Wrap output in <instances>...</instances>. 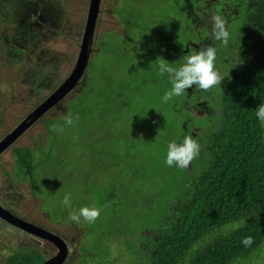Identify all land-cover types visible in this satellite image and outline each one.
I'll use <instances>...</instances> for the list:
<instances>
[{
  "label": "rangeland",
  "instance_id": "obj_1",
  "mask_svg": "<svg viewBox=\"0 0 264 264\" xmlns=\"http://www.w3.org/2000/svg\"><path fill=\"white\" fill-rule=\"evenodd\" d=\"M120 1L100 2L94 29V68L97 73L107 72L109 80L123 78L125 87L141 94L144 79L158 73L148 71L151 59L162 57L174 66L178 63L175 59L183 62L184 56L191 54L192 51L179 50L171 59L177 40L185 41L184 28L192 15L185 21L181 33L172 29L167 16L173 13L172 18H176L192 4L189 0H148L141 7L135 5L132 14L127 0ZM120 3L131 14V29L125 33L131 44L129 53L119 51L125 41L115 14ZM88 5L89 0H0V27L6 28L0 29V140L73 69ZM196 6H202L203 15L196 10L195 14L204 21L218 14L208 4ZM165 40L169 43L167 51L163 45ZM219 46L217 41L214 47ZM101 48L114 52L105 56ZM227 52L232 55L229 62L237 60V51ZM86 78L83 77L58 107L38 119L0 154V204L23 220L59 235L69 249L63 264H78L80 242L84 240H94V254L103 252L106 246L97 247L101 235L122 236L124 242L126 237L131 239L128 250L124 249L122 240L114 239L109 259V264H129L128 253L137 255L135 247L141 243L143 233L157 223L166 201L175 196L181 171L166 165L167 144L182 136L184 119L191 117L190 124L204 125L207 115L194 116L191 108H186L193 99L183 104L184 100L174 96L165 102L162 97L171 84L168 76L158 75L157 83L149 92L152 98L147 109L135 107L125 98L127 93L111 106L103 105V101L98 104L97 88L94 96L80 100L88 107L96 106L94 124L85 127L79 121L71 126L64 124L58 138L53 135L49 138L44 121L66 117L68 101L83 88ZM155 85L161 89L155 90ZM217 90L218 86L211 92L216 94ZM213 107V115L218 114L216 101ZM104 112L106 115H102ZM25 146L31 147L35 154L41 146L52 148V152L43 165L32 170L26 181H18L15 177L21 178L23 173L16 174L14 170L13 148ZM66 193L71 194V209L61 204ZM92 204L101 210L94 223L81 218L77 224L69 219V211ZM88 230H92L94 237L88 236ZM226 230L227 226L219 232ZM25 245L39 250L45 260L56 254L52 243L0 219V264H5V256L11 250ZM144 262L139 258L133 261L134 264ZM261 263L255 260L251 264Z\"/></svg>",
  "mask_w": 264,
  "mask_h": 264
},
{
  "label": "trees",
  "instance_id": "obj_2",
  "mask_svg": "<svg viewBox=\"0 0 264 264\" xmlns=\"http://www.w3.org/2000/svg\"><path fill=\"white\" fill-rule=\"evenodd\" d=\"M145 2L148 0H127L126 3L133 14L135 5L141 7ZM232 2L236 8L229 20L232 24L227 26L229 44L239 51L242 62L238 60L235 65L223 70L225 77L217 97L218 114H208L207 122L198 125L203 129L196 136L191 135L192 127L188 125L186 134L200 143V154L190 167H176L181 171V177L175 196L166 201L157 223L143 233L141 243L135 247L137 255L128 253L129 264H134L133 261L136 262L138 258L140 262L145 260L140 264H251L255 260L264 264V125L256 117L257 106L264 103V0ZM187 10L176 18H172L173 13L167 16L177 33H181L191 15L189 8ZM115 14L122 25L125 39L119 51L129 53L131 44L125 33L131 29V14L121 3ZM111 34L122 37L114 31ZM177 42L171 59L179 50L183 53L184 43ZM163 45L167 51L169 43L165 40ZM145 51L150 52V49L146 48ZM100 52L106 56L114 51L101 48ZM92 57L84 86L68 101L66 116H73L74 122L79 121L83 127L94 124L96 106L88 107L80 100L94 96L97 88L100 94L98 104L103 101V105L111 106L119 96L127 93L125 98L135 107L147 109L152 98L150 89L160 75L159 60L151 59L152 65L148 66V71L158 73L145 78L142 92L137 94L130 87H125L123 78L109 80L107 72L97 73L94 55ZM154 88L161 89L157 85ZM185 94L178 97L183 101ZM210 95H214L213 92ZM82 112L81 119H75ZM102 115H106V112ZM135 122L134 115V126ZM44 124L50 132L49 138L52 135L58 138L59 131H55L53 126H64V116L48 118ZM51 152L52 148L49 150L43 146L38 147L36 154L29 146L13 148L14 170L16 174L23 173L21 178L15 179L26 181L33 169L47 161ZM32 189L35 191V188ZM226 226V231L219 232ZM87 234L92 236L94 233L88 230ZM248 236L252 237L253 243L245 247L242 239ZM114 239L122 240L124 249L127 247L128 250L130 238L129 241L126 237L124 242L122 236L101 235L97 247L106 246L104 251L94 254V240H84L80 242L81 258L78 264H109ZM44 260L39 250L28 245L13 249L5 256V264H39Z\"/></svg>",
  "mask_w": 264,
  "mask_h": 264
},
{
  "label": "clouds",
  "instance_id": "obj_3",
  "mask_svg": "<svg viewBox=\"0 0 264 264\" xmlns=\"http://www.w3.org/2000/svg\"><path fill=\"white\" fill-rule=\"evenodd\" d=\"M210 20L213 39L221 42L223 47L227 48L230 33L227 29L226 19L219 14H214L210 17ZM216 55L217 49L212 46H207L198 51L192 50L191 54L184 56L183 63L179 67L173 66L167 60L160 57L158 63L159 74L161 76L167 74L171 84L170 90L164 93L162 99L167 102L174 96H182L185 94L187 89L193 87L194 85L198 86V88L202 91H208L217 86L220 87L221 81L225 76H222L216 69ZM235 59L241 61L239 59L238 52L236 53ZM256 117L261 124L264 125V103L257 106ZM75 119H79V117L76 116ZM64 122L66 125H73V116L68 115L64 117ZM53 129L59 132H63L64 130L60 125H54ZM200 150V143H198V141L191 135L178 136L176 139L167 144L165 163L169 167L176 166L180 169H186L189 167L191 162L199 156ZM61 204L63 207L71 209L72 204L70 193H66L63 196ZM100 211L101 210L97 208L95 204L82 206L78 211H69V219L79 224L81 218H83L85 222L91 224L99 218ZM242 243L245 247H249L253 243V239L251 236L244 237L242 239Z\"/></svg>",
  "mask_w": 264,
  "mask_h": 264
},
{
  "label": "water",
  "instance_id": "obj_4",
  "mask_svg": "<svg viewBox=\"0 0 264 264\" xmlns=\"http://www.w3.org/2000/svg\"><path fill=\"white\" fill-rule=\"evenodd\" d=\"M100 2L101 0H89L79 51L73 69L61 84L36 104L15 127L5 134L0 140V154L9 148L38 119L43 117L53 107L59 105L77 87L83 77H86V71L93 52L94 29ZM0 219L21 231L52 243L56 247V254L39 264H63L66 261L69 253L68 245L56 233L23 220L1 204Z\"/></svg>",
  "mask_w": 264,
  "mask_h": 264
},
{
  "label": "flooded vegetation",
  "instance_id": "obj_5",
  "mask_svg": "<svg viewBox=\"0 0 264 264\" xmlns=\"http://www.w3.org/2000/svg\"><path fill=\"white\" fill-rule=\"evenodd\" d=\"M189 1L192 4V6L189 8V11L192 15V20L184 28L185 29V32H184L185 41L183 42L184 43L183 53L187 51H192V50L198 51L207 46L214 47L217 41H215L212 37L211 20L210 18H206L205 21L202 20L200 15H203V8L202 6H196V5L199 3H201L202 5L208 4V6H210L209 9H212L216 11L219 15L223 16L228 23L231 17V13L234 12L233 10L236 8L235 3H233L232 0H230V2H228L229 0L222 1V2L218 0H189ZM195 1H197V3ZM195 10L198 11L200 15H196ZM203 29H206V30L203 31ZM4 30H6V28ZM231 49H234L235 51H237L238 56H240L239 51L236 50V48H232V46L229 43H228V47L225 48L220 42V46L217 49L215 66L222 76H223V70H225L227 66H233L238 61L236 60V61L229 62L232 59V55L228 54L227 51ZM16 52L21 53L19 50H16ZM175 61L178 62V64L176 65L180 64V61H178L177 59H175ZM165 75L167 76V74ZM219 90H220V87L218 86L217 93L214 95H210L211 90L202 91L198 88V86L194 85L193 87L186 90L183 104H187L188 99H193V103L190 105V107L187 106L186 108H191L194 116L208 115L215 111L213 107V103L215 101L217 102ZM203 96H207V99H203L202 98ZM210 104H211V107L209 106ZM177 111H178V108H177ZM182 123H183L182 124L183 126L182 135H187L186 134L188 133L187 127L191 123V117H187L186 119L183 120ZM191 127H192L191 135L193 136H196L198 133H201L200 131L201 129H203L202 127L198 125H194V124H191Z\"/></svg>",
  "mask_w": 264,
  "mask_h": 264
},
{
  "label": "bare ground",
  "instance_id": "obj_6",
  "mask_svg": "<svg viewBox=\"0 0 264 264\" xmlns=\"http://www.w3.org/2000/svg\"><path fill=\"white\" fill-rule=\"evenodd\" d=\"M211 126V125H210Z\"/></svg>",
  "mask_w": 264,
  "mask_h": 264
}]
</instances>
